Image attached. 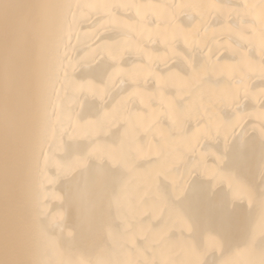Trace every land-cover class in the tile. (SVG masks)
I'll list each match as a JSON object with an SVG mask.
<instances>
[{"label": "bare ground", "instance_id": "obj_1", "mask_svg": "<svg viewBox=\"0 0 264 264\" xmlns=\"http://www.w3.org/2000/svg\"><path fill=\"white\" fill-rule=\"evenodd\" d=\"M0 264H264V0H0Z\"/></svg>", "mask_w": 264, "mask_h": 264}]
</instances>
